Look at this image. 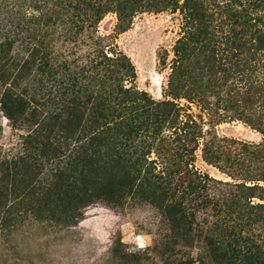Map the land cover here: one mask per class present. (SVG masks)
<instances>
[{
	"label": "trees",
	"instance_id": "trees-1",
	"mask_svg": "<svg viewBox=\"0 0 264 264\" xmlns=\"http://www.w3.org/2000/svg\"><path fill=\"white\" fill-rule=\"evenodd\" d=\"M210 2L0 0V50L17 44L27 56L18 73L1 70L0 106L7 116L43 117L11 164L42 150L70 187L95 177L85 197L154 209L173 237L205 250L198 263L264 264V31L247 11L234 10L235 0ZM163 11H178L181 27L164 99L155 101L132 85L134 66L114 34L139 13ZM109 14L115 29L101 35ZM181 100L199 106L205 119ZM27 106L55 107L38 114ZM226 121L242 122L260 142L218 136L215 126ZM199 149L226 179L195 169Z\"/></svg>",
	"mask_w": 264,
	"mask_h": 264
},
{
	"label": "rangeland",
	"instance_id": "rangeland-1",
	"mask_svg": "<svg viewBox=\"0 0 264 264\" xmlns=\"http://www.w3.org/2000/svg\"><path fill=\"white\" fill-rule=\"evenodd\" d=\"M233 8L247 11L251 25L264 31V0H235ZM115 25V15L109 14L100 22L99 33H113ZM180 27L178 11L146 12L135 15L127 31L114 34L118 49L134 66L132 85L155 101L164 99ZM162 55H166L164 67L159 65ZM26 58L25 46L16 44L9 52L0 50V72L13 69L15 74ZM29 74L20 90L29 85L34 71ZM3 90L0 80V96ZM180 104L189 114L205 119L199 106L184 100ZM5 107L0 106V264H200L197 259L205 250L191 239L173 237L154 209L130 202L112 206L94 196L85 197L86 191L96 189L92 175L70 187L71 179L54 175L57 161L39 149L29 152L32 159L26 164L13 167L16 157L23 156L26 137L43 117L7 116ZM45 107L55 106H27L29 111L36 108L38 114ZM215 131L220 137L239 141L261 140L240 121L218 124ZM194 166L210 177L226 179L202 161L200 149Z\"/></svg>",
	"mask_w": 264,
	"mask_h": 264
}]
</instances>
